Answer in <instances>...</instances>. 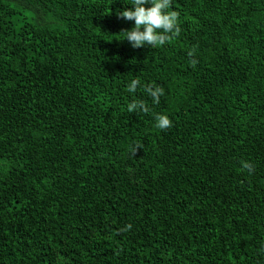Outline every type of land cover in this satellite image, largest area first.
<instances>
[{
	"label": "trees",
	"instance_id": "16d2710c",
	"mask_svg": "<svg viewBox=\"0 0 264 264\" xmlns=\"http://www.w3.org/2000/svg\"><path fill=\"white\" fill-rule=\"evenodd\" d=\"M132 4L0 0V264H264V0H171L157 48Z\"/></svg>",
	"mask_w": 264,
	"mask_h": 264
},
{
	"label": "clouds",
	"instance_id": "9594fccd",
	"mask_svg": "<svg viewBox=\"0 0 264 264\" xmlns=\"http://www.w3.org/2000/svg\"><path fill=\"white\" fill-rule=\"evenodd\" d=\"M151 4V7H145L146 4ZM133 9L125 8L119 14L118 18L134 21V26L129 30H122L124 39L131 43L133 48H141L149 46L157 48L170 43L178 37L181 29L179 27V13L176 11H168L171 6V0H133ZM123 39V40H124ZM192 57L193 53L189 52ZM197 60L191 59L190 65L195 67ZM141 82L139 79H132L127 87V91L135 93ZM144 91L152 98L154 104H159L160 97L164 94V89L152 84L145 85ZM129 113L142 111L147 114L150 109L147 103L143 100H133L127 105ZM156 128L167 130L173 126L172 121L167 115L157 114L155 116ZM138 148L142 145H135L130 148V151L135 155ZM243 167L251 171L253 165L249 162H243ZM129 224L123 229L127 231L131 229Z\"/></svg>",
	"mask_w": 264,
	"mask_h": 264
}]
</instances>
